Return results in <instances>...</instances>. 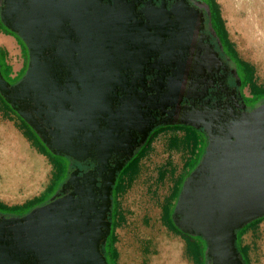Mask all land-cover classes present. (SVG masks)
Wrapping results in <instances>:
<instances>
[{
  "label": "water",
  "instance_id": "obj_1",
  "mask_svg": "<svg viewBox=\"0 0 264 264\" xmlns=\"http://www.w3.org/2000/svg\"><path fill=\"white\" fill-rule=\"evenodd\" d=\"M0 8L1 22L29 50L27 71L16 85L6 80L0 64V95L55 156L85 159L67 143L80 140L79 133L85 141L86 132L100 129L105 117H110L112 128L123 123L120 118L128 105L117 112L110 110L113 99H120L111 95L112 75L121 66L142 67L137 58L143 62L151 57L150 52L140 51L143 47L159 44L166 50L163 64L167 66H174L171 59L177 57V46L165 48L160 38L150 36L153 28L166 36L175 27L159 24L156 15H148L152 22L144 28L148 38L142 43L135 35L141 29L131 22L133 17L111 10L103 0H0ZM176 83L180 81H172L171 95L163 96L164 108L176 96L180 101L184 96H198L196 90L179 93ZM176 113L165 124L203 129L210 143L182 187L173 221L182 233L207 242L214 264H241L237 231L264 218V104L217 136L205 115ZM63 140L66 147L60 144ZM117 140V146L126 144ZM114 184L115 177L111 190ZM79 192L76 188L68 197H53L26 218L0 224V264H12L8 261L15 259L20 260L18 264H109L100 251V240L105 245L110 234V227L108 234L102 231L107 227L109 200L98 209L93 198L78 197ZM21 253L26 256L19 259Z\"/></svg>",
  "mask_w": 264,
  "mask_h": 264
},
{
  "label": "flooded vegetation",
  "instance_id": "obj_2",
  "mask_svg": "<svg viewBox=\"0 0 264 264\" xmlns=\"http://www.w3.org/2000/svg\"><path fill=\"white\" fill-rule=\"evenodd\" d=\"M103 4L114 11L123 10L133 17L131 22L141 29L136 31L135 35L140 37L142 43L148 38L144 28L152 22L147 18L148 15H156L159 24L165 23L168 27H175L174 31L166 36H163V32L157 33L158 30L154 28L150 32V36L161 39L166 45L165 48L177 46L175 48L177 57L171 59L174 66L163 64L166 50H162L158 44L156 48L151 47L146 50V47H143L145 50H140L151 54L150 59H144L143 62V58H137L142 67L121 66L120 72L112 75L111 95L117 94L120 99H113L114 105L110 110L117 112L123 104H127L128 111L125 116L119 117L123 122L119 126L112 128L110 117H105L100 129L86 132L88 134L84 137L85 141L82 140L83 133H79L80 140L74 141L72 145L67 143L69 149L81 157H86L85 159H77L66 154L55 156L30 126L23 127V135L26 136L30 146L33 145L38 151L44 152L45 157L51 161H62L63 171L54 190L49 193L50 198L47 201L19 211L0 207V224L22 220L35 209L47 206L53 197L56 199L68 197L77 188L80 191L78 197L93 198L91 201L98 205V209L109 200L104 220L107 227L104 226L102 231L108 234L110 227V234L106 238L105 245L104 239L100 240V251L107 262L112 264L108 259V247L115 225V188L126 165L163 128L182 131L185 134L190 129L201 136L208 145L210 143V136L203 129H195L183 124H165L169 122L172 112L177 111L175 116H187L190 113L205 115V118H208L207 123L212 126L213 135L217 136L229 124L254 112L264 103V99L258 100V96L253 95L250 87L247 86L244 68L233 48L227 43L224 23L211 0H103ZM0 24L4 26L1 20ZM24 47L27 46L24 44ZM136 53L138 56L139 52ZM113 62L116 67V61ZM173 80L180 81V84L176 83L179 88L176 92L187 94L196 90L197 98L190 99L184 96L180 101L176 96L174 101L179 103L173 105L174 101H172L171 106L164 108L163 96L167 93L171 95L170 87ZM10 83L18 84L12 79ZM247 88L249 96L245 93ZM173 93L175 94V91ZM124 96H130V100L129 97L121 100ZM127 122H130L128 126L124 125ZM117 139L126 141V144L117 146L119 142ZM60 144L66 147L64 140ZM58 171L59 169L55 167L50 184L57 177ZM114 177L115 184L112 185L111 190L109 185ZM71 180L73 182L68 184ZM179 236L184 241L190 240L187 234ZM11 238L13 235H10L9 239ZM201 240L206 243L205 254L199 241H192V244L195 243L199 247L201 252L199 258L185 241L187 250L196 264L203 259V255L207 264L210 262L214 264L208 254L207 242L203 238ZM23 256L26 255L21 253L19 259ZM239 256L241 264H246L240 252ZM18 262H20L18 259L8 261L12 264Z\"/></svg>",
  "mask_w": 264,
  "mask_h": 264
},
{
  "label": "rangeland",
  "instance_id": "obj_3",
  "mask_svg": "<svg viewBox=\"0 0 264 264\" xmlns=\"http://www.w3.org/2000/svg\"><path fill=\"white\" fill-rule=\"evenodd\" d=\"M216 1L239 58L253 67L256 84L264 88V0ZM0 27L6 31L3 25ZM23 44L20 38L14 37L13 49L8 52L6 47L2 48L7 62L15 68L24 61L22 73L12 77V72L10 81H20L27 71L29 50ZM245 93L249 96L248 88ZM13 111L0 98V147L6 154L15 156L17 166L13 187L3 188L0 184V203L19 206L43 195L55 167L48 157L30 146L23 135L21 117ZM184 138V132L175 130L157 136L136 174L126 180L124 191L117 195L115 206L121 218L116 220L115 229V248L119 253L116 264H196L185 241L171 230L165 218L166 209L175 210L178 192L195 170L192 166L200 165L208 148L199 136L201 146L193 154V146ZM5 190L11 192L10 198L3 196ZM49 198L50 194H46L43 200ZM199 242L205 254L206 243L200 239ZM239 244L248 247L251 264H264V218L246 229ZM206 261L203 255L199 264H207Z\"/></svg>",
  "mask_w": 264,
  "mask_h": 264
},
{
  "label": "trees",
  "instance_id": "obj_4",
  "mask_svg": "<svg viewBox=\"0 0 264 264\" xmlns=\"http://www.w3.org/2000/svg\"><path fill=\"white\" fill-rule=\"evenodd\" d=\"M212 4L215 6V8L219 11V15L221 17V21L222 23H224V19L221 15V11H220V8L218 6V3L216 0H211ZM224 28H225V35L227 36V43L228 45L233 48V52L238 56V53L236 52L232 42L230 41L229 39V34H228V31L225 27V23H224ZM6 29V28H5ZM6 31L8 32V30L6 29ZM10 33V32H8ZM11 35H13L16 39H19L18 35L14 34V33H10ZM23 44V42H22ZM24 45V44H23ZM26 48V47H25ZM238 59H239V62L240 64L243 66L244 68V73H245V77H246V82H247V86L250 87V90H251V93L255 96H258L257 99L258 100H263L264 99V88L259 86L258 84H256L255 82V73H254V69L253 67L243 61L242 59L239 58L238 56ZM0 64H1V69H2V73L4 75V77L6 78L7 81L10 82L9 80V77L11 76L12 74V67L10 65H8L7 63V55H6V52L0 48ZM19 77V76H18ZM18 79H14L15 82H20V81H17ZM0 98L1 100L5 103L6 107L7 108H10L12 110V108L4 101V99L2 98V96L0 95ZM14 112V111H13ZM21 122H22V126L25 127L26 125H28L25 121H23L21 118H20ZM29 126V125H28ZM168 129L167 128H163V129H160L158 131V133H156L155 137L152 138L151 141H149L143 148L142 150L140 151V153L132 160L130 161L126 167L124 168V170L122 171V173L120 174V177L118 179V182H117V185H116V188H115V199L117 197L118 194H121L124 189H125V183H126V180L127 179H132V176L134 174H136V172L138 171V167H139V164L141 162V160L146 156V154L149 152V150L151 149V146H152V143H153V140L155 138H157V136H159L160 134H162L163 132H166ZM187 134V135H186ZM185 134V142L188 144V145H191L193 146V154H196L199 152L198 148H200V139H199V136L192 130H187ZM26 138V136H25ZM198 150V152H197ZM41 154L45 155L44 152L40 151ZM205 153V151H204ZM52 164L54 167H57L59 169L58 173H57V177L54 179V181L52 182V184H50L46 191L43 193V195H41L40 197H37L23 205H19V206H8V205H5L3 203H0V207L1 208H4L5 210H10V211H19V210H22V209H25V208H28V207H32L34 205H38L39 203H42L44 200V197L46 194H49L50 192H52L56 186V183H57V180L60 178L61 176V172L63 171V163L62 161H57V160H54L52 161ZM190 167V164L188 165ZM195 169V166H192V170ZM181 192V189L180 191L178 192V199H179V193ZM175 209V208H174ZM173 214H174V210L172 211H169L168 209H166L165 211V218H166V223L167 225L171 228L172 231H175V233L177 235H183V236H186V234L182 233L175 225L174 221H173ZM114 218H115V225H114V231L112 233V238L109 242V251H108V259L110 260V263L112 264H116L117 260H118V257H119V253H118V250L115 248V244L117 242V238L115 236V229H116V220H119L120 221V214L117 213V208L115 206V214H114ZM262 219H259L255 222H252L251 224L245 226L243 229L241 230H238L237 231V236H238V239H237V247H238V250L243 258V261L246 263V264H251L250 260H249V257H248V247L247 246H243L241 247L239 242L244 234V232L246 231V229L258 224ZM188 237L190 238V240H185L186 243L189 245L191 251L195 252V255L197 258L200 257V250H199V247L198 245H196L195 243L192 244V241H199V239L201 240L202 238L200 237H194L196 239H192L193 237L189 236Z\"/></svg>",
  "mask_w": 264,
  "mask_h": 264
},
{
  "label": "bare ground",
  "instance_id": "obj_5",
  "mask_svg": "<svg viewBox=\"0 0 264 264\" xmlns=\"http://www.w3.org/2000/svg\"><path fill=\"white\" fill-rule=\"evenodd\" d=\"M14 161L15 156L12 157V155L6 154V150L0 147V184L3 186V188H10L14 185L13 182L15 181L17 174V166ZM9 193L11 192L9 191ZM9 193L5 190V192H3L2 194L4 197L10 198Z\"/></svg>",
  "mask_w": 264,
  "mask_h": 264
},
{
  "label": "crops",
  "instance_id": "obj_6",
  "mask_svg": "<svg viewBox=\"0 0 264 264\" xmlns=\"http://www.w3.org/2000/svg\"><path fill=\"white\" fill-rule=\"evenodd\" d=\"M13 42H14V36H12L7 31L0 30V43H4L5 44V45H0V48H3V46H4V47L7 48L6 50L9 52L10 48L13 49ZM9 65L12 67V72H13V76L12 77H18L20 75V73H22V69L24 67V61L21 63L19 68H15L12 63L9 64Z\"/></svg>",
  "mask_w": 264,
  "mask_h": 264
}]
</instances>
